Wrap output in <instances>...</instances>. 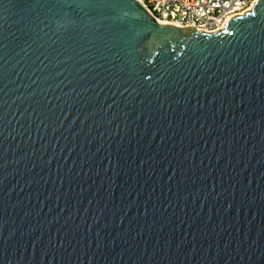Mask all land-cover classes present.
Listing matches in <instances>:
<instances>
[{"label":"water","instance_id":"obj_1","mask_svg":"<svg viewBox=\"0 0 264 264\" xmlns=\"http://www.w3.org/2000/svg\"><path fill=\"white\" fill-rule=\"evenodd\" d=\"M0 264H264V0H2Z\"/></svg>","mask_w":264,"mask_h":264},{"label":"built area","instance_id":"obj_2","mask_svg":"<svg viewBox=\"0 0 264 264\" xmlns=\"http://www.w3.org/2000/svg\"><path fill=\"white\" fill-rule=\"evenodd\" d=\"M157 21L198 31L219 30L231 16L251 9L253 0H140Z\"/></svg>","mask_w":264,"mask_h":264},{"label":"snow or ice","instance_id":"obj_3","mask_svg":"<svg viewBox=\"0 0 264 264\" xmlns=\"http://www.w3.org/2000/svg\"><path fill=\"white\" fill-rule=\"evenodd\" d=\"M261 0H253V3L259 4ZM0 7H2V0H0Z\"/></svg>","mask_w":264,"mask_h":264},{"label":"bare ground","instance_id":"obj_4","mask_svg":"<svg viewBox=\"0 0 264 264\" xmlns=\"http://www.w3.org/2000/svg\"><path fill=\"white\" fill-rule=\"evenodd\" d=\"M137 1L141 4L140 0H137Z\"/></svg>","mask_w":264,"mask_h":264}]
</instances>
